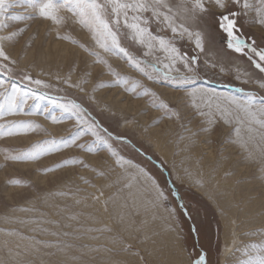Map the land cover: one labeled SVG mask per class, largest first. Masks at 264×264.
<instances>
[{"label": "rangeland", "instance_id": "obj_1", "mask_svg": "<svg viewBox=\"0 0 264 264\" xmlns=\"http://www.w3.org/2000/svg\"><path fill=\"white\" fill-rule=\"evenodd\" d=\"M168 2L179 10L185 0ZM249 2L260 7L259 0ZM12 15L28 13L14 7L5 17ZM60 15L65 18L60 25L39 17H0L5 25L0 36L17 33L5 42L17 64L11 73L0 72L8 90L0 88V104L7 107L5 96L13 85L20 95L37 91L60 103L75 101L85 109L84 118L95 121L100 137H112L108 144L117 156L102 145L89 152L96 137L86 132L75 144L36 160H12L37 143L67 139L81 126L48 99L39 101L40 108L63 115L62 121L45 119L48 113L0 120L40 126L0 137V264H135L140 256V264H195L205 253L210 264L264 258V129L235 106L227 117L216 108L217 102L227 104L226 96L243 103L252 95L259 104L264 73L228 51L217 20L206 17L210 45L199 54L197 80L189 88L208 93L209 106L200 93L192 97L189 91L148 80L124 59L98 48L71 13ZM256 19L254 10L239 18L242 38H255L264 47V26ZM122 43L148 63H157V56L164 61L163 53L144 55L139 45ZM176 45L182 53L197 54L187 38ZM91 52L105 63H97ZM176 67L179 73L174 69L170 75L185 74L181 65ZM110 72L129 84L116 86ZM25 74L51 87L30 84ZM69 77L79 87H68L64 81ZM133 82L142 87L132 91ZM35 102L28 99L25 110ZM118 157L131 163L117 166ZM153 181L166 195L163 203Z\"/></svg>", "mask_w": 264, "mask_h": 264}, {"label": "snow or ice", "instance_id": "obj_2", "mask_svg": "<svg viewBox=\"0 0 264 264\" xmlns=\"http://www.w3.org/2000/svg\"><path fill=\"white\" fill-rule=\"evenodd\" d=\"M259 4L260 7L254 8L249 0H185L180 9L175 10L168 0H0V17H5V14L14 7H20L28 13L27 16L12 15L5 18L23 21L39 17L42 20L60 25L65 19L60 13H71V16L75 18V22L90 32L95 45L102 49L104 53L124 59L130 67L150 81L162 82L178 91H189L192 97L200 93L202 102L207 100L209 106H211L212 98L208 96V93H205L202 89L189 88L197 80L199 54L204 53L206 46L210 45L206 17L210 16L217 20V26L224 34V44L228 51L246 57L260 73H264V47L258 46L255 38L251 41L242 38L243 26L239 23V18L247 16L250 10H254L257 17L256 23L264 26V0H259ZM29 10L31 11L29 12ZM3 27L5 25L0 23V28ZM168 31L171 32V36L167 35ZM16 35L17 33L13 32L8 36H0V72L11 73L14 71L17 60L12 57L5 46V42L12 41ZM185 38L194 45L196 55L182 53L180 48L177 47L176 41ZM122 40H128L131 45H139L145 49L144 55L156 52L163 53L164 61H160L159 56H157V63H148L134 55L129 50L130 46H125ZM85 51H87V48H85ZM89 54L96 58L97 63H105L100 59L98 53L91 52ZM255 58H258V60ZM177 65L182 66L185 74L170 75L174 69L179 73L180 69L176 67ZM164 69H167V71H164ZM110 74L116 77V86L125 87L129 84V80L121 78L119 73L110 72ZM23 79L40 88L51 87L43 80L33 79L28 74H25ZM64 82L68 84V87H79V85L71 83L70 77ZM138 87L142 86L133 82L131 90L135 91ZM260 87L264 88V81L260 82ZM0 88H3L5 92L8 91L5 88L4 79H0ZM80 90L83 91V88H80ZM0 95H4V93H0ZM144 95H151V93L145 90ZM18 96L19 101L17 100ZM30 98L36 102L33 105H28L27 110H25V105H27ZM44 99H48L50 104L58 107L63 114H67L68 118H75L77 125L81 127L67 139H61L59 142L53 139L37 143L30 150L12 156V160H36L43 154L59 150L61 146L75 144L77 139L86 132H90L96 137L95 145L88 147L89 152H92L95 146L102 145L111 152L112 156H117V153L108 144V139L112 137L110 135L107 139L100 137L94 130L96 128L95 121L85 119V109L75 101L60 103L37 91L25 92L20 95L19 89L13 85L11 93L5 96L7 107L0 104V120L6 116L48 113L45 119H50L53 123L62 121L65 118L63 115L57 117L51 114L47 107L40 108L39 101ZM216 99L219 101L221 98L216 97ZM222 99L227 101V104L216 103V108L221 117L230 116L231 108L235 106L244 112L250 123L258 124L260 128L264 129V99H261L259 104L252 95H248L243 103L234 96H226ZM160 107L167 110L165 104H161ZM193 107H197V105L193 103ZM201 115H204V113L201 112ZM38 128H40L39 125L30 121H13L0 124V137L27 134ZM6 158L8 157L6 156ZM71 163L74 164L76 161ZM125 163L130 164L131 162L125 161L123 157H118L115 160V164L120 167H123ZM153 188L156 190L157 200L163 203L166 200L165 193L160 190L159 185L154 181ZM96 199L98 200L99 197H96ZM121 244H124L123 240ZM252 247L255 248L256 245H252ZM126 248L128 251L132 250L131 245H127ZM143 259V256H140L135 264H140ZM195 264H210L207 254H200ZM249 264H264V258L258 261H249Z\"/></svg>", "mask_w": 264, "mask_h": 264}]
</instances>
